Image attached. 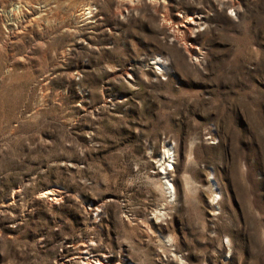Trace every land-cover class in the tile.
<instances>
[{"label": "rangeland", "instance_id": "374dc122", "mask_svg": "<svg viewBox=\"0 0 264 264\" xmlns=\"http://www.w3.org/2000/svg\"><path fill=\"white\" fill-rule=\"evenodd\" d=\"M101 263L264 264V0H0V264Z\"/></svg>", "mask_w": 264, "mask_h": 264}, {"label": "bare ground", "instance_id": "6f19581e", "mask_svg": "<svg viewBox=\"0 0 264 264\" xmlns=\"http://www.w3.org/2000/svg\"><path fill=\"white\" fill-rule=\"evenodd\" d=\"M157 2V1H156ZM155 2V3H156ZM161 3V2H160ZM235 5V4H234ZM233 6V5H232ZM87 8H89V7H87ZM169 151H170V149H168V150H166L165 151V153H164V156H163V158H166L167 159V161L169 162L168 163V165H166V166H170L171 165V156L173 155H171L170 153H169ZM172 166V165H171ZM165 168V167H164ZM166 169V168H165ZM166 186H167V190L169 191V192H171L172 191V184L169 182V180H167L166 181ZM102 264V263H101Z\"/></svg>", "mask_w": 264, "mask_h": 264}]
</instances>
